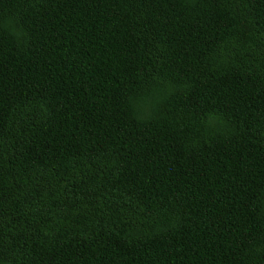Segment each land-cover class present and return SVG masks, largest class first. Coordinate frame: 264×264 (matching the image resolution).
I'll list each match as a JSON object with an SVG mask.
<instances>
[{
	"label": "trees",
	"instance_id": "obj_1",
	"mask_svg": "<svg viewBox=\"0 0 264 264\" xmlns=\"http://www.w3.org/2000/svg\"><path fill=\"white\" fill-rule=\"evenodd\" d=\"M0 264H264V0H0Z\"/></svg>",
	"mask_w": 264,
	"mask_h": 264
}]
</instances>
